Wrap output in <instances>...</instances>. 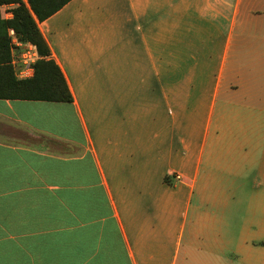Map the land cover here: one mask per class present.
Returning <instances> with one entry per match:
<instances>
[{"label": "crops", "instance_id": "obj_1", "mask_svg": "<svg viewBox=\"0 0 264 264\" xmlns=\"http://www.w3.org/2000/svg\"><path fill=\"white\" fill-rule=\"evenodd\" d=\"M38 25L73 101L0 100V264H264V0Z\"/></svg>", "mask_w": 264, "mask_h": 264}, {"label": "trees", "instance_id": "obj_2", "mask_svg": "<svg viewBox=\"0 0 264 264\" xmlns=\"http://www.w3.org/2000/svg\"><path fill=\"white\" fill-rule=\"evenodd\" d=\"M72 0H0V7L14 5L13 18L2 19L0 14V100L44 101L71 103L73 97L66 78L52 59L38 22L52 17ZM14 31L21 43H30L37 49L39 59L34 64V76L19 79L11 65Z\"/></svg>", "mask_w": 264, "mask_h": 264}, {"label": "built area", "instance_id": "obj_3", "mask_svg": "<svg viewBox=\"0 0 264 264\" xmlns=\"http://www.w3.org/2000/svg\"><path fill=\"white\" fill-rule=\"evenodd\" d=\"M12 37L11 55L16 76L19 79H29L33 77L34 64L39 59L37 49L30 43H21L16 38L14 31H10Z\"/></svg>", "mask_w": 264, "mask_h": 264}]
</instances>
